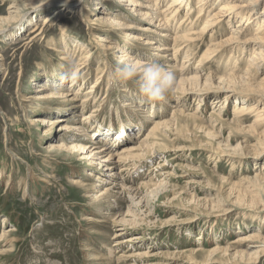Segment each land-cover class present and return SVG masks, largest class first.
I'll list each match as a JSON object with an SVG mask.
<instances>
[{"label":"rangeland","instance_id":"1","mask_svg":"<svg viewBox=\"0 0 264 264\" xmlns=\"http://www.w3.org/2000/svg\"><path fill=\"white\" fill-rule=\"evenodd\" d=\"M91 1L95 0H73L68 5L52 4L34 11L31 10L33 0H0V233L4 231L7 234L5 242L0 245V264H99L92 259L100 256L105 258L104 264L109 261L115 264L120 254L143 251L147 246L151 247L152 251L146 250L151 254L158 253L160 257L161 253L165 254L164 259H141L154 264H159L161 260L167 264H264V255L253 260L256 256L253 252L259 250L255 247L260 245L252 242L255 237L264 240V184L247 189L248 183L244 181L246 177L254 179L255 175L264 179V128L254 123L252 114L243 115L241 123H236L237 119L232 114L235 100L238 104L242 98L249 96L263 100L262 106L258 105L263 108L264 93L256 87H264V71L262 69L257 77L246 81H227L231 74L229 69L235 61L237 64L233 67L241 70L249 67L257 46L243 45L242 39L255 36L259 25L254 22L247 28L249 33L237 34L239 19L231 24H227L226 19L223 28L216 34V41L228 38L232 33L240 41L233 44L235 52L226 55L222 61L209 59L206 60L208 63L199 64L198 60L208 43L191 47L190 61L185 62L187 69L200 68L197 74L200 81L212 83L207 87V95L202 96L204 100L200 101L201 97L188 98L174 91L167 95L164 102L152 105L140 96L137 78L124 81L117 74V69L127 62L119 60L123 54L116 53L115 47L119 46L128 54L135 52L141 63H157L172 71L176 77L175 86L179 79L178 69L170 67L179 68L182 61H186L183 52L178 56L176 65L167 64L158 57L156 59L155 51H149L143 42H137L139 38L147 37V34L135 29L144 20H140L136 13H127V7L120 0L97 1L100 8L97 11H92L94 6ZM169 1L166 0L158 9L164 8ZM216 3L218 7L220 3L217 0ZM12 6L17 8L15 13H10L14 10L10 8ZM252 7L258 13L256 16L261 18L259 13L264 8V0H258ZM101 11L107 15H101ZM196 11L194 9L191 15L192 20L197 16ZM53 12H58L57 17L45 25L44 19ZM99 17L110 18L131 29L124 32L114 26L111 31L107 25L94 21ZM7 19L6 25L3 21ZM181 19L182 16L171 20L170 27L176 28ZM142 25L148 27L145 22ZM201 25L202 22L198 23L195 29L198 30ZM151 32L149 37L156 38L157 44H161L159 39L163 41L164 38L161 34L159 36V30L151 28ZM125 33L129 35L126 40L133 44L130 47L122 36ZM100 35L108 38L111 44L112 50L105 55L95 46ZM79 48L92 50L89 61H92V74L85 80L80 75L78 87L88 83L82 88L87 90L94 84L97 67L103 68L104 72L111 70L114 75L108 87L107 77H102L100 92L89 95L88 100L83 94L85 90L79 91L76 98L73 93L78 92V87L72 91L70 83L59 79L61 74L70 70V66L78 64ZM167 52L165 56L170 58L172 51ZM230 54L233 57L228 62ZM52 72H56L55 75ZM192 74L195 75L193 71ZM234 74L243 77L241 71H234ZM190 75L189 72L183 76ZM220 78L225 81L219 82ZM42 86L51 89L41 91ZM218 86L220 90L216 88ZM58 90L71 96L66 101L59 94L39 102L34 98L42 94L50 96L52 92L59 93ZM224 96L228 99L223 104ZM175 97L181 102L179 106L175 104ZM73 99L76 102L68 103ZM26 100L28 102H24ZM57 100L63 101V107L56 104ZM83 100H86L87 106ZM218 101L219 104L216 103ZM69 105L76 106V112H69ZM172 106L194 118L177 119L181 129H172L170 133L162 131L159 141L162 152L153 151L146 155L145 160L141 159V170L133 175L125 173L127 191L114 190L112 184L95 180H88L86 187L75 185L73 180L86 183V179L92 178L91 175L85 177V172L92 175L98 173L91 171L88 165L81 166L74 154L48 150L50 144L59 143L58 138L66 142L64 137L73 134L68 132L64 136L58 130L59 126H74L80 123L79 116L85 113L92 115L89 124L82 125L86 141L90 135L98 140L97 134L94 136L93 133L100 128H107L115 135L119 131L118 118L121 117L130 126L126 129L124 141L137 146L136 143L152 127L151 123L171 118ZM66 115H69L68 119L64 118ZM57 117H62L64 121L56 128L30 124L32 120L39 121L38 118L52 120ZM202 126L215 137H208L199 129ZM114 140L112 138L109 143L115 144ZM103 145L111 146L108 142H101L98 147ZM157 165L164 167L155 169ZM148 181L152 188H142L140 194L143 200L138 203V198L129 194V188H141ZM159 186L164 191L150 194ZM106 188L111 189L110 196L116 195L118 201L109 197L106 201L94 202L93 197L99 195L98 191ZM131 212L138 214V221L135 226H126L125 236H142L144 249L135 246L134 249L123 247L116 251L112 238L116 227L111 224L112 218L108 217L115 213L132 215ZM125 220L131 222L133 217L128 216ZM258 243H261L260 240ZM250 245L251 248H248ZM190 251L201 254L188 259ZM209 252L213 253L208 255ZM124 260L119 264L133 262L132 259Z\"/></svg>","mask_w":264,"mask_h":264},{"label":"bare ground","instance_id":"2","mask_svg":"<svg viewBox=\"0 0 264 264\" xmlns=\"http://www.w3.org/2000/svg\"><path fill=\"white\" fill-rule=\"evenodd\" d=\"M72 1L73 0H33V6L31 8V10L38 11L39 9L46 8L47 6H50L52 4L68 5ZM97 1L99 3H101V2H104L105 0H95L94 2L91 1L93 3V6H94L92 11H97L100 9V8L98 9L99 4L96 3ZM140 1L141 2L138 3L136 0H120L121 4H123L124 6L127 7L126 8L127 13H136L137 17L140 20H144L142 22H145V24H147V26H148V27H146V26L144 27L142 25V22L136 26L135 29L137 31H140L143 34H147L146 38H139L137 42H139V41L143 42V45H145L149 51H155L156 54L154 53L155 54L154 57L156 59L161 58L167 64L172 65V63H174L176 65L178 56L182 52H183V59H186V61H182L181 66L179 68H177L176 66L170 67L173 70L178 69L177 72L179 73V79H178L176 86H175V92H179L180 94L186 95V97H188V98H192V97L194 98L195 97L198 99L201 97L200 101L204 100L202 96L207 95L206 94V90H208L207 87H210L212 83H208L206 80L201 82L200 81L201 78L199 77V75L197 76V74L200 73L201 69L195 68V67H194L195 69H191V68L187 69L185 62L189 63V61H190V57L192 55V53H191V47L192 46L196 45V47H198L200 44H204L206 42L208 43V45L205 48V50L203 51L202 55L200 56V59L198 60L199 64H202L203 62H206V60H209V59H211V60L214 59V61L219 59L220 61H222L226 55H228L229 53L235 52V48L233 47V44L235 42L240 41V40L238 39V37L233 36V33L228 38L219 39L218 41H216V39H215L217 36L216 34H217L218 30L220 31L223 28V26L225 24V23L223 24V22L226 19H227V24H231L232 21L239 19V23L236 26L237 27V29H236L237 34H239V33L242 34V32H243V35L249 33L247 31L248 30L247 28L249 25H252L254 22H255V24L259 25L256 29L257 33H255V36H249V37H245L244 39H242L243 45H248V46L253 45L254 47L257 46L256 47L257 49H256V51H254V53L252 55L253 57H251L250 62L248 64L249 67H247L245 70H241L236 66L233 67L234 65L237 64V62L235 61L233 66L230 67L231 69H229L231 74H229L227 81L228 82L246 81V80L251 79V77H257L259 72L262 71V69L264 71V32H263L264 31V8L259 13L262 15L260 18V17L256 16L258 13L254 12L255 8L252 7V5H255V3L258 0H249L247 3H246V0H244V1L217 0L218 3H220V4H218V7H216L217 5H215L216 0H170L166 4V6L164 8H162L161 10H159L158 7L162 3H164L166 0H140ZM194 1H196L195 6H194ZM10 8L14 9L10 13H15V11H17V8L15 6H12ZM82 8L83 7H81L80 12H82ZM194 9L197 10L196 11L197 16L195 17L194 20H192L191 15L193 14ZM57 13L58 12H53L51 15L46 17L43 21L44 24L49 25L54 20V18L57 17ZM101 15L106 16L107 13H105L104 11H101ZM167 16H169V17L167 18ZM181 16L183 17V19H181V21H179L178 26L176 28L170 27L171 20L175 21V20L179 19ZM259 18H260V20L258 22ZM94 21L97 24L99 23V24L107 25L111 31H113L112 27H114V26H117V29L123 30L124 32L127 29H131L130 26H126V25H123L121 23H115L114 20H111L110 18H107V17H99V18L95 19ZM3 22L6 23V25H7L8 19L4 20ZM200 22H202L201 27L198 30L195 29L197 24ZM133 27H135V26H133ZM150 27L159 30V32H160L159 36L161 34V37L164 38L163 41L162 40L160 41V39H159V42L161 44H159V43L157 44V42L155 40L156 38L154 39L152 36L149 37L150 33H152ZM106 32H109V31L107 30ZM62 33H64L63 30H62ZM153 33H155V32H153ZM97 34L98 33H96V35ZM122 36H124V41L128 42V43H126L127 46L129 45V47H130L131 45H133L131 43V41L126 40V39H128L127 37L129 35H127L125 33L124 35L122 34ZM153 36H155V35H153ZM62 37L65 38L64 34H62ZM94 39H96V37ZM97 39L98 40L95 42V46L97 48H99V50H100L99 52H101L103 55H105L108 51L112 50V48L110 46L111 44H110V41L108 40V38L100 35L97 37ZM154 40H155V42H154ZM253 41H255L257 43L254 44V43H252ZM79 49H80L81 54L79 55L80 59L77 61L78 64L75 66V69H76V71H78L79 75H81V77L84 79L86 76L92 74V71L90 68V64L92 61L89 62L90 58H91L92 50L89 52L86 50L84 51V49H81V48H79ZM167 51H172L170 58L168 56H165L168 53ZM115 52L123 54L119 57V60H121V62L135 63V65L138 68H142L145 64V63H141V61L137 59L138 55H136L135 52L132 53V51H130L131 53L128 54V53H126V51H123L119 46L115 47ZM63 55H68V53H66V54L63 53ZM231 57H233L232 54H230V56L228 58V62H229V59ZM65 59L68 60V56H66ZM68 62L71 63V61H68ZM206 63H208V62H206ZM228 64L229 63H227V65ZM192 71L195 73V75L192 74ZM234 71L243 72V74H242L243 77L237 76L236 74H234ZM56 72H52V74L55 75ZM189 72L191 74L190 76H188V77L183 76L185 74H189ZM104 76L107 77V80H108L107 81V87H108L110 81H112L114 79L113 73L111 72V70L109 72H106V71L104 72L103 68L97 67L96 71H95L94 84L92 86H90L89 89H87L88 91L86 90V88L82 89L83 86L85 87L86 85H88V83H83L79 87H78V83H77L75 88L70 83V88L73 87L72 91H74L78 87L77 88L78 92L73 93L75 95V97L78 96L79 91L85 90V93H83V94H85L84 95L85 99L88 100V99H90L89 95H91V94L94 95L96 93V91L100 92V90H99L100 85H101L100 79ZM221 80H223V82L225 81L224 79H221V78L218 81L220 82ZM263 80H264V78H263ZM216 88L220 90L219 86ZM256 88H258L262 93H264V87L263 86H257ZM49 89H51V87L42 86L41 91L49 90ZM52 89L55 90L57 88H52ZM92 90H94V91H92ZM106 90H107V88H106ZM58 92H59V90H58ZM58 94L61 95L62 98L65 99V101L67 100L66 98H68V96H71V95L65 94V93L61 94L60 92L59 93H53L52 92L50 94V96L42 94V95L35 96L34 98L36 99V101L38 100V102H39V101L48 100L49 98H53ZM105 94H107V91ZM218 94H216V95L219 96ZM108 95L109 94H107L106 98L109 97ZM216 95H214V96H216ZM93 98H94V96H93ZM227 99H228V96H224L223 104ZM86 100H83V102H84V105L87 106V104L85 103ZM241 100H242V102L241 103L239 102L238 104H236L237 100H235V105L233 107L232 114L235 116V119H237V121H235V122L241 123V122H243V118H242L243 115L252 114L253 117L255 118L254 123H257V125H260L262 128H264V106H263V108L262 107L259 108V106H258V105L262 106L261 102L263 100L255 99L252 96H249L247 98H242ZM73 101L76 102V99L69 100L68 103H71V102L73 103ZM24 102H28V100H26ZM57 102L58 103H56V104H58V106L63 107V106H61V104L63 102L62 100L61 101L57 100ZM219 102L220 101H218L216 103L219 104ZM51 103H54V102L51 101ZM180 103L181 102H180L179 98L177 97L175 99V104L177 106H179ZM92 105H93V103H92ZM69 106H71L70 107L71 109L69 107H66V108H69L71 110L69 112H72V110H73V112H76L75 111V108H77L76 106H72V105H69ZM177 106L171 107V108H173V112H172L171 118L169 120H166L163 122L154 121L153 123H151L152 127L147 132L146 136L142 140H140L136 143L137 146L131 145L130 143L127 142V140H126V142L124 141L126 129H128L130 126L125 124V121L123 119H121V117L118 118V130L119 131L116 132L115 135H114V133H112L111 130H108L107 128H100V131L93 133V135L95 134L94 136H96V134H97V138H99L98 140L92 139V135H90V139L88 141H86L84 139L85 134H84V130L82 128V125L89 124V122H90L89 120H90V118H92V115H91V113H87V114L85 113V114H81L80 116L78 115L80 117L79 118L80 123H77L74 126H67V124L59 126L58 130L62 131L64 133L63 134L64 136L67 135L68 132L73 133L69 137H67V136L64 137V140L66 142H68L69 144L68 145L64 144L66 142H64L63 140H60V138H58L57 142H59V143L58 144H50L48 146V150H51V151L58 150V151H62L64 153H67L69 155L74 154V158L78 159V161L81 163L80 164L81 166L88 165L90 167L91 171L93 170V171L98 173L96 175H100V176H96V175H92L89 172H85V175H84L85 177H89L91 175L92 178L86 179V181H84L86 183H83L82 181L77 180V179L73 180L72 183H74L75 185H80V186L86 187L87 185H89L87 183L88 180H95L97 182L103 181L105 184H108V185L112 184L111 188L114 190L127 191V189L125 188V184H124L125 173L128 175H130L132 173L131 175H133L134 173L141 170V167H142L141 159L145 160L144 158H147L146 155L151 154L153 151L159 152V153L162 152L159 148L161 146V143H159V141L161 140L160 138L163 136L162 131L170 133L172 129L179 130L182 128V126L179 127V121L177 119H180V118L193 119L194 118L193 116H191L189 114L185 115V113L182 110L177 109ZM217 107H219V106L217 105ZM220 109H222V108H220ZM60 111H61V109H60ZM69 112H68V114H69ZM136 113H137V111H136ZM67 116H69V115H66V117H64V116H62V117L68 119ZM62 117H57V118H54L52 120L48 119V118H38V119H40L39 121L36 120L34 122V120H32V121H30L31 122L30 124L39 123L43 126L49 125L51 127L53 126V128L54 127L56 128L57 125H59L62 121H64V119ZM127 118H129V117H127ZM176 120H177V123H175ZM230 124L233 125V122H231ZM236 128H237V126H236ZM199 129H202L204 132H206L205 134L208 137H213V138L215 137V135H213L212 133L207 132V129L203 128V126H202V128H199ZM98 133H100V134L98 135ZM262 133L264 134V131H262ZM112 138H115V140H114L115 144H113V145H112L113 142L109 143V141L112 140ZM119 139L121 141L116 143V141ZM132 139H133V137H132ZM50 140L54 141V139H52V138ZM92 141H93V143H92ZM132 141H136V140L134 139ZM101 142H103L104 144L108 142V144L111 146L105 147V145H103L104 147L99 148L98 145L101 144ZM121 146H123V147L121 148ZM109 149H111V150L108 151ZM175 150H179V149H175ZM163 152H169V151L164 150ZM162 167H164V165H161V166L157 165L155 167V169H160ZM95 168H97V169H95ZM150 176H148V177H150ZM102 177H105L106 180L103 179ZM149 181H152V180H149ZM149 181L144 182L141 185V188H137V189H133L132 187L129 188V191H130L129 194L132 195L134 198L137 197L138 203H141L143 200V197L140 194V191L142 190V188L146 187L148 190H150L152 188V186L149 184L150 183ZM244 181L248 183L247 189L250 187L254 188L255 186L260 185V183L264 184V179L256 178V175H255L254 179H247V177H246L244 179ZM161 184H163V183L161 182ZM153 188H154V186H153ZM160 191H164V190H162V188L159 186V187H156V189L151 190L150 194H153V195L159 194ZM98 192H99V195L93 197L94 202L106 201V199H108L109 197L116 198V200L118 201V197L116 195L110 196V192H111L110 188H106L104 190H99ZM131 213H133V214L129 215V213H126V214L125 213L124 214L115 213L111 216L108 215L109 216L108 218H112L111 224L113 225V227H116L114 230V234L112 236L113 241H114L113 246L116 248V251L118 249L123 248V247H130V248L134 249V248H136L135 246H139L142 250L144 249L142 247L143 246L142 245L143 244L142 236H140L139 234H135V235L130 236V237L125 236L126 230H127L126 226L137 225L136 221H138V220L136 219V217L138 214L136 215L135 212H131ZM128 216H132L133 221L131 220V222H128L127 220H125V218ZM6 236H7V234L4 231L2 233H0V245H2L5 242ZM249 240L251 241L250 238H248V241ZM259 240L261 243H258ZM252 242L260 245L258 247H255L256 249H259V250L253 252V254H256V256L253 258V260L256 261L259 259V256L264 255V240H261L260 238L257 239V237H255ZM111 243H113V242H111ZM233 247H235V246H233ZM248 248H251V245L248 246ZM150 249H151V247H148V246L146 247V250L152 251ZM146 250L135 251V252L133 251L130 254H126V255L119 253L120 256L117 259L115 264H119L121 260L123 261V259H125L127 261L132 259L133 260L132 264H154V263H151L149 261H142L141 259H146V260L148 258L149 259H152V258L164 259L165 254L161 253V257H160L158 255V253H152L151 254V253L147 252ZM198 251L188 252V259H191L193 257V255H200L201 252H198ZM213 252H216V251H213ZM213 252H209L208 255H210ZM242 254H244V253H242ZM92 260L99 261V264H104L103 261L105 260V258H101V256H100L98 258L95 257ZM164 261L165 260H161V262L159 264H167V263H164ZM105 264H113V262L109 261V263H105Z\"/></svg>","mask_w":264,"mask_h":264},{"label":"clouds","instance_id":"3","mask_svg":"<svg viewBox=\"0 0 264 264\" xmlns=\"http://www.w3.org/2000/svg\"><path fill=\"white\" fill-rule=\"evenodd\" d=\"M117 74L124 81L137 78L140 96L152 105L164 102L167 95L175 91V74L157 63H147L142 68H138L135 63H123L117 69ZM59 79L61 82L76 86L80 75L74 66H70V70L61 74Z\"/></svg>","mask_w":264,"mask_h":264}]
</instances>
